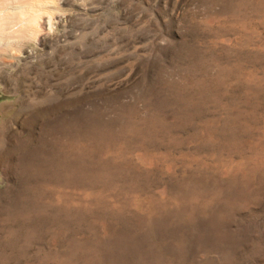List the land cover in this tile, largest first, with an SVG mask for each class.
<instances>
[{"label": "rangeland", "instance_id": "obj_1", "mask_svg": "<svg viewBox=\"0 0 264 264\" xmlns=\"http://www.w3.org/2000/svg\"><path fill=\"white\" fill-rule=\"evenodd\" d=\"M0 1V264H264V0Z\"/></svg>", "mask_w": 264, "mask_h": 264}, {"label": "bare ground", "instance_id": "obj_2", "mask_svg": "<svg viewBox=\"0 0 264 264\" xmlns=\"http://www.w3.org/2000/svg\"><path fill=\"white\" fill-rule=\"evenodd\" d=\"M1 2V1H0ZM17 2H19V1H17ZM27 3V2H26ZM23 4V3H22ZM25 5H23V7L21 6V4L20 5H18L17 7H16V5H15V7H16V9H17V11L19 12V13H22V12H24V10H23V8H25L24 7ZM28 6V5H27ZM7 11V10H6ZM6 11H3V8H0V44L1 43H3L2 42V39H3V30H5L6 28H10L11 29V31H14V34H11L12 36H14V35H17L19 38H20V36H22V32H21V30H22V27L21 26H23V24H19V23H21V22H18V20H15L14 19V17L12 18L9 14H11L12 15V13H7ZM9 11V10H8ZM16 11V10H15ZM17 11H16V13H17ZM33 11V10H32ZM43 11V10H42ZM15 13V12H14ZM11 17V18H10ZM41 16H39V14H35V15H33L31 18H29L28 19V21L31 23V25L33 24H36V23H39L38 22V19L40 18ZM19 18V17H18ZM27 19V18H26ZM52 19V18H51ZM27 21V20H26ZM25 21V22H26ZM27 21V22H28ZM40 21V20H39ZM22 22H24V21H22ZM28 22V23H29ZM44 25H46L48 28H50L51 27V24H50V17L47 19V20H45L44 22ZM37 26H39V25H37ZM19 27V28H18ZM35 27H36V25H35ZM13 28V29H12ZM15 29V30H14ZM36 29V28H35ZM39 32V31H38ZM37 32V30H34L33 29V27H32V29H30L29 31H28V33H29V35L32 37V36H37V34H39ZM7 34H5V36H6ZM24 35V34H23ZM16 37V36H15ZM14 37V38H15Z\"/></svg>", "mask_w": 264, "mask_h": 264}]
</instances>
